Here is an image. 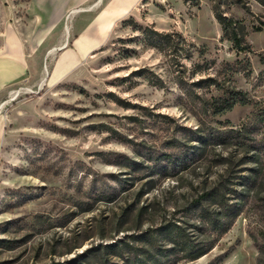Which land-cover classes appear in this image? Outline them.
<instances>
[{"label":"rangeland","instance_id":"obj_1","mask_svg":"<svg viewBox=\"0 0 264 264\" xmlns=\"http://www.w3.org/2000/svg\"><path fill=\"white\" fill-rule=\"evenodd\" d=\"M95 1L0 0V54L20 46L28 68L0 99V264L160 258L173 223L215 243L175 264H264V0H138L53 80ZM238 91L253 103L218 112Z\"/></svg>","mask_w":264,"mask_h":264},{"label":"trees","instance_id":"obj_2","mask_svg":"<svg viewBox=\"0 0 264 264\" xmlns=\"http://www.w3.org/2000/svg\"><path fill=\"white\" fill-rule=\"evenodd\" d=\"M215 15L220 24L222 25V29L225 35L232 41L233 46L239 52H249L252 51L251 45L245 39V31L244 26L241 22L234 19L233 17H229L225 14V12L221 9V2L216 1L214 5ZM264 26L257 27V30H262ZM153 31V30H152ZM157 37L158 42L166 44L167 46H174L179 41L184 40V36L182 33L178 31H172L167 33H161L159 31H153ZM252 99H248L245 92L238 91L235 96L230 99H225L224 103H221L218 107V112H225L231 110L236 104L241 103H253ZM262 111L258 112L259 116L262 115ZM208 194L205 193L201 198H205ZM200 202V201H199ZM225 218V217H224ZM211 219V218H208ZM213 230H216L219 234H223L227 232L230 228V222L225 221V219L221 221H211ZM161 234L167 236L168 240L173 244L171 249H168L167 253L161 254V257L158 258L157 255L147 254L142 255V258L135 259V261L131 264H175L179 260H195L204 254H206L209 250H211L215 243H205L200 244L193 241L190 237L186 236L187 234L178 224L173 223V225L167 224L166 226L161 227ZM151 232H146L142 234V237H147ZM122 246H125L122 244ZM138 249V248H136ZM228 253H225V256ZM178 260V261H176ZM174 261H176L174 263Z\"/></svg>","mask_w":264,"mask_h":264},{"label":"crops","instance_id":"obj_3","mask_svg":"<svg viewBox=\"0 0 264 264\" xmlns=\"http://www.w3.org/2000/svg\"><path fill=\"white\" fill-rule=\"evenodd\" d=\"M137 2L138 0H96L92 5L83 8V10H90L103 6L99 15L82 29L80 37L76 40L74 51L66 52L60 57L52 73V79H58L74 66L87 50L98 43L96 37L106 33L113 22L128 12ZM69 29L70 26H67V30ZM27 75V62L20 46L0 54V99L10 91L12 85L23 81ZM0 125L4 123L0 121Z\"/></svg>","mask_w":264,"mask_h":264},{"label":"bare ground","instance_id":"obj_4","mask_svg":"<svg viewBox=\"0 0 264 264\" xmlns=\"http://www.w3.org/2000/svg\"><path fill=\"white\" fill-rule=\"evenodd\" d=\"M41 83H42V82H41ZM14 94H15V96H17L18 92H16V93L14 92Z\"/></svg>","mask_w":264,"mask_h":264}]
</instances>
